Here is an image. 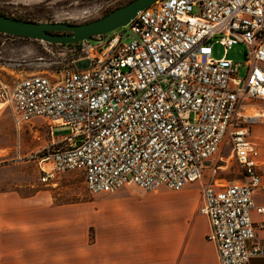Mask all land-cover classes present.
I'll return each mask as SVG.
<instances>
[{
    "label": "built area",
    "instance_id": "obj_1",
    "mask_svg": "<svg viewBox=\"0 0 264 264\" xmlns=\"http://www.w3.org/2000/svg\"><path fill=\"white\" fill-rule=\"evenodd\" d=\"M238 43L244 78L238 63L213 57L215 44L227 52ZM49 46L62 69L12 84L0 74V102L11 106L17 130L36 120L48 127L50 143L32 155L43 184L77 172L91 194L177 192L202 180L215 159L214 173L231 161L236 179L202 184L208 239L219 264L264 257L255 241L264 223L252 221L253 211L264 214L255 205L264 158L253 135L262 116L251 113L264 101V0H156L102 40ZM84 60L88 67L76 68ZM54 127L71 133L55 138Z\"/></svg>",
    "mask_w": 264,
    "mask_h": 264
},
{
    "label": "rangeland",
    "instance_id": "obj_2",
    "mask_svg": "<svg viewBox=\"0 0 264 264\" xmlns=\"http://www.w3.org/2000/svg\"><path fill=\"white\" fill-rule=\"evenodd\" d=\"M130 1L0 0V12L38 22L80 24ZM51 49L43 41L0 34L1 77L12 84L32 73L62 69L55 66L57 57ZM212 51L216 59L225 56L238 63L237 76L245 77L243 44L227 52L215 44ZM255 102L251 113H263L255 130L264 152V101ZM35 125L18 131L11 106L0 102V263L57 262L62 257L59 248L76 246L122 249L121 258L142 264H214L218 260L215 245L208 239L209 224L199 212L201 188L215 179H236L238 168L231 161L229 168L214 173L215 159L202 180L177 192L164 187L148 192L125 187L114 193L91 194L77 172L63 174L57 185L40 181V167L32 155L41 152L51 138L46 124L36 120ZM70 133V127L53 128L55 138ZM49 190L54 202L27 200Z\"/></svg>",
    "mask_w": 264,
    "mask_h": 264
},
{
    "label": "water",
    "instance_id": "obj_3",
    "mask_svg": "<svg viewBox=\"0 0 264 264\" xmlns=\"http://www.w3.org/2000/svg\"><path fill=\"white\" fill-rule=\"evenodd\" d=\"M156 0H131L106 15L80 24L70 22H36L6 16L0 13V32L48 44H70L84 40L99 41L105 35L127 26L143 9ZM89 61L76 63V68L88 67Z\"/></svg>",
    "mask_w": 264,
    "mask_h": 264
},
{
    "label": "crops",
    "instance_id": "obj_4",
    "mask_svg": "<svg viewBox=\"0 0 264 264\" xmlns=\"http://www.w3.org/2000/svg\"><path fill=\"white\" fill-rule=\"evenodd\" d=\"M253 135L255 138L258 139V135L256 133L255 127L253 128ZM261 152L264 158V152L262 148H261ZM262 172L264 176V170ZM48 185H51V184H48ZM54 199L55 198H53L51 190L37 192L34 195H30L29 198L27 197V200L29 202H54ZM255 205L264 207V193L259 194L255 197ZM252 221L256 225L263 224L264 214H259L253 211ZM255 241L264 244V228L257 229ZM27 251H31V249ZM38 251L45 252L47 251V249L40 248L38 249ZM76 251H79V252L77 253ZM120 251H122V249L116 250L114 248H96V249L87 250V249H79L77 246L76 248L66 247V248L58 249V255L60 254L62 257L60 258V260L58 259L57 262H30V261L29 262H17L15 261V262H7V263H0V264H142V263L136 262L134 259H131V261L130 260L128 261L126 258H121L122 253ZM0 254L2 253L0 252ZM64 255L66 256V258H63ZM214 264H219V261L217 260V258ZM249 264H264V257L252 258Z\"/></svg>",
    "mask_w": 264,
    "mask_h": 264
},
{
    "label": "trees",
    "instance_id": "obj_5",
    "mask_svg": "<svg viewBox=\"0 0 264 264\" xmlns=\"http://www.w3.org/2000/svg\"><path fill=\"white\" fill-rule=\"evenodd\" d=\"M0 13H1V14H4V15H6V16H9V15L3 13V12H0ZM15 18H18V17H15ZM19 19H24V20L33 21L32 19H29V18H20V17H19ZM36 22H38V21H36ZM0 34H3V33L0 32ZM7 36H9V35H7ZM13 37H16V36H13ZM18 38H22V37H18ZM23 39H28V38H23Z\"/></svg>",
    "mask_w": 264,
    "mask_h": 264
},
{
    "label": "bare ground",
    "instance_id": "obj_6",
    "mask_svg": "<svg viewBox=\"0 0 264 264\" xmlns=\"http://www.w3.org/2000/svg\"><path fill=\"white\" fill-rule=\"evenodd\" d=\"M257 116H263V113H255Z\"/></svg>",
    "mask_w": 264,
    "mask_h": 264
}]
</instances>
